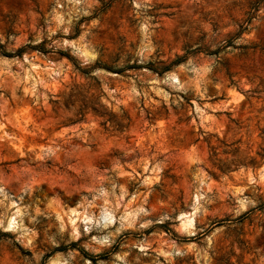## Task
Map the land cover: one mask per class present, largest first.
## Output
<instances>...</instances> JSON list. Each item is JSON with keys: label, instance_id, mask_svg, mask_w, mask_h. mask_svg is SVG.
<instances>
[{"label": "rangeland", "instance_id": "rangeland-1", "mask_svg": "<svg viewBox=\"0 0 264 264\" xmlns=\"http://www.w3.org/2000/svg\"><path fill=\"white\" fill-rule=\"evenodd\" d=\"M0 264H264V0H0Z\"/></svg>", "mask_w": 264, "mask_h": 264}]
</instances>
